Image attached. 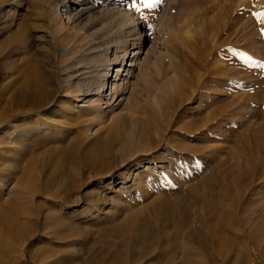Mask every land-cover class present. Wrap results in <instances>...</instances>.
I'll return each mask as SVG.
<instances>
[{
    "label": "rangeland",
    "instance_id": "rangeland-1",
    "mask_svg": "<svg viewBox=\"0 0 264 264\" xmlns=\"http://www.w3.org/2000/svg\"><path fill=\"white\" fill-rule=\"evenodd\" d=\"M120 1L0 0V113L31 63L53 87L87 86L102 58L114 68L126 52L137 53L116 101L108 107L104 95L93 98L107 114L91 115L84 102L82 112H66L64 104L77 103L60 99L48 115L56 130L28 132L30 154L40 164L29 184L35 195H19L16 181L0 190L5 225L15 222L16 213L7 211L12 203L28 226L19 241L5 228L0 264H113L111 254L114 264H264L257 248L264 247V0H161L152 8L142 0ZM85 6L88 13L72 14ZM76 73L80 81L72 79ZM227 103L233 112L228 131L208 134L211 117H220ZM186 122L200 131L189 135ZM242 133L246 143L238 140ZM194 146H215L212 159L179 150ZM66 152L80 159L66 162ZM109 152L107 169L101 159L94 172L81 162ZM198 161L207 164L203 177L211 171L237 180L250 169L246 198L224 199L222 182L195 198L194 180L155 179L167 168L200 170ZM225 201L232 204L231 219L223 217ZM222 217L230 228H202L206 219L209 226ZM252 232L259 234L251 241ZM198 234L211 236L207 249L188 238ZM225 237L229 258L219 255Z\"/></svg>",
    "mask_w": 264,
    "mask_h": 264
},
{
    "label": "bare ground",
    "instance_id": "bare-ground-1",
    "mask_svg": "<svg viewBox=\"0 0 264 264\" xmlns=\"http://www.w3.org/2000/svg\"><path fill=\"white\" fill-rule=\"evenodd\" d=\"M121 1L124 2V0H121ZM70 6L71 5L64 6L66 8L64 9V11L68 15L69 14L71 15L70 9L72 7L70 8ZM88 10L90 9L89 8L87 9V6L81 9L76 7L73 11L75 13H72V14L79 16V15L88 13L87 12ZM121 13H124V12H121ZM123 16L125 18H128L130 15H128V12H126L124 13ZM136 30H137V33L139 34L138 41H140L142 40L143 36H142V33L139 32L138 25L136 26ZM135 51L136 49L126 52L124 56H122L121 59L115 62L117 66H115L114 68L112 66L108 67L106 65L107 60L102 58L101 61L103 62V65L93 70V73L91 74L93 75L92 82L87 86L75 85L76 83L74 82V80L80 81L83 76L80 73L79 75L76 73V75L74 74L75 76L72 78L74 79L73 82L75 83L73 86H66V85L56 83V85L53 87V84L48 82V80L40 73L39 67L36 64L31 63L28 66V68H26L25 74H24L25 76L24 77L21 76L19 78L21 84L18 88H20V91L16 94V96L13 95L7 101V108L5 110H2L0 113V190L5 188V186L7 185H12L16 181L12 187L18 189L19 195L21 194H25L26 196L35 195L34 192H31V190L29 189V184L33 181V177L35 173L39 171L40 164L35 160L36 158L35 157L32 158L30 154L31 153L30 144H33V141L29 142L30 134L28 132L31 130H35L36 131L35 135L37 137L40 135L39 132L41 130H43L41 134L51 129L56 130L55 128L56 125L54 124L55 120L53 118H50L48 115H50L49 114L50 112L51 113L55 112L56 107H58V103L60 102V99H65V98L70 99L67 104L71 103V101L77 103L76 106H74L73 108H71L70 105L64 104V108L66 112L67 111H73L74 113L82 112L83 109L86 108L85 106H87L92 110L91 115L93 116H100V115L107 114L109 110L104 113L103 105L101 103L95 102L93 98L95 96L101 97L102 95H104L105 98L108 100V107H110L112 103L116 101L118 94L123 93V89H125L124 88L125 78H126L125 73L130 71V70H126L125 67L132 66L135 56L137 55ZM93 63L96 64L97 62L93 61ZM77 72H79V70ZM14 86L15 85H13L11 88H13ZM211 96L212 95L208 96V98H211ZM82 98L83 100H81ZM81 102L82 103L84 102L83 104L85 105L84 107L78 105ZM233 103L235 104L234 101L230 102V105H231L230 108H232ZM227 106L228 108L222 112V115L220 117L217 115H214V117H211L215 120L213 122H209L210 127L206 129L207 133L211 131V135H212L214 131V132H222L223 134V132L228 131L231 125V120H232L231 113L233 112L229 110V104ZM48 109L51 111L40 115V113ZM242 109L243 107L241 106L238 109L240 111V114L244 113V112L242 113ZM262 116L264 118V114ZM207 120H209V118H206V123L208 122ZM193 124H194L193 122H186L185 130L189 133V135L195 131L196 132L200 131V129H197V128H200L199 125H193ZM204 131L205 130L201 131L199 134L202 135ZM111 135L114 136L115 135L114 132H111ZM238 136H239L238 140L240 143H246L249 139L248 134H245V133H242ZM220 140L219 141L222 144L227 143V141H225L226 138L220 139ZM22 147H24V150L22 149ZM104 148H105V151L107 150L109 151V149L111 148L110 143H107ZM214 149H215V146L205 147L204 150L198 147H195V146L179 148L181 152H187L190 155L194 154L195 158H197L198 160L205 159L206 161H209L212 159L211 156H213L212 154H213ZM205 150L206 151L209 150V155L206 154L203 157L201 156L198 157ZM67 153L68 152H66V154ZM112 157H113L112 153L109 152V155L108 154L102 155V156L99 155L97 158H93V157L89 158L85 156L81 160V162L89 166L90 169L94 172L97 169L96 165L100 159L102 160V163L104 164L103 169L109 168L106 165L109 163V161H111ZM64 158H66L65 159L66 162H69V161H74L77 158L80 159V156H78V153L76 155L67 154L65 155ZM201 163L199 162L200 170H197V171L193 170V172L186 171L185 174L181 171L182 169L180 167L176 168L175 171H169V169L167 168L168 171L164 177H156L155 179L157 182H160L162 178L163 179L169 178L175 181H183L187 185L190 181L194 180L196 183L195 185L196 192H194L196 194L194 195L195 198L200 197L202 193L205 192V189H206L205 186L212 188V186H218V184L222 182V184H224L225 186L222 189V192L225 195L224 199L233 200L234 202H239L242 198H246L245 194L247 193V191H249L250 187H245V185H246L247 179L250 177V171H251L250 169H248V171L240 173L237 180L230 179L224 174H219L216 177L213 173L211 174V171L209 172V174L203 177L201 172H204L202 169H206L207 164L204 161H203V165H201ZM243 166H244V161L240 160L238 162V167L243 169ZM115 168H117V166H115ZM197 177L199 178V180ZM206 178L209 181L207 185L206 183H204L205 181L207 182ZM47 186H46V189H47ZM187 192L189 193V195H192L189 191ZM214 201H215L214 196L210 200L207 199V202H209L210 204H212ZM219 202L220 201H218V203ZM225 203L226 205H224L225 210L223 213V217L226 218L228 216L231 219L234 216L232 204L227 203L226 201ZM2 208H0V235L2 236V238H5V228H9V233L13 236L14 239H16L17 241L24 240L25 234H26V231L24 230L28 226H26L27 223L23 221L22 216L19 215V213L15 211L14 204L10 203L7 208V211H9L12 215L16 213V215L14 214V216H16V218L14 219L15 222L12 223L11 225H8V226L5 225V206H4V209ZM29 215L32 216L33 212L32 211L29 212ZM223 217L219 224L214 223V225H209V226H208L209 221L208 219H206V223L202 228L204 229L206 228L209 233H210V228H214V226L215 228H223L224 230H226L227 228H230V226L228 225V223ZM204 220L205 219L199 222L201 226L203 225ZM211 220L213 221V219ZM184 227L186 228V226ZM255 229H258V228H255ZM259 229H260L259 232L261 231L262 233L264 232L263 225H261ZM254 232H252L249 236L251 241L253 240L254 237H256L259 234L258 233L255 236ZM259 236H262V235H259ZM201 237L202 235H199V234L188 236V238H191L192 240H195V241L198 240L197 241L198 245L204 249H207L210 246L208 240L211 239V236L209 235L207 239H204V240ZM218 243L222 244V247H224L223 248L224 253L221 252L219 253V255L221 257L229 258L230 255L224 250L227 246L226 245L227 237H225L223 240H219ZM248 246L251 247V245L249 244ZM257 248H259L261 257H264V247L257 246ZM110 258L112 259L111 262L114 264L115 255L111 254ZM235 259L241 260V254H236Z\"/></svg>",
    "mask_w": 264,
    "mask_h": 264
},
{
    "label": "snow or ice",
    "instance_id": "snow-or-ice-1",
    "mask_svg": "<svg viewBox=\"0 0 264 264\" xmlns=\"http://www.w3.org/2000/svg\"><path fill=\"white\" fill-rule=\"evenodd\" d=\"M143 4L147 8L155 7L157 3H160L161 0H142Z\"/></svg>",
    "mask_w": 264,
    "mask_h": 264
}]
</instances>
